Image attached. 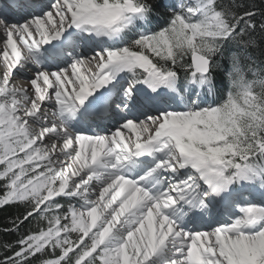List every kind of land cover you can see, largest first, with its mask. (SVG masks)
I'll list each match as a JSON object with an SVG mask.
<instances>
[{
  "label": "snow or ice",
  "instance_id": "6c2138e0",
  "mask_svg": "<svg viewBox=\"0 0 264 264\" xmlns=\"http://www.w3.org/2000/svg\"><path fill=\"white\" fill-rule=\"evenodd\" d=\"M12 208L0 264H264V4L0 0Z\"/></svg>",
  "mask_w": 264,
  "mask_h": 264
},
{
  "label": "trees",
  "instance_id": "16d2710c",
  "mask_svg": "<svg viewBox=\"0 0 264 264\" xmlns=\"http://www.w3.org/2000/svg\"><path fill=\"white\" fill-rule=\"evenodd\" d=\"M173 1L174 0H163V2L165 4L174 3ZM237 2L238 3H243L246 6L248 4V0H237ZM255 3H256V5L259 6V5L264 4V0H255ZM156 20L160 22L161 26H166L164 24V21H163V18L162 17H156ZM156 30H159V29H156ZM224 69H225V71L228 69V64L226 62L224 64ZM223 76H224V73L223 72H219V74H218L219 79H223ZM224 87L225 88L227 87L226 81L224 82ZM205 92H206V90H205ZM17 211L18 210L16 208H12L8 212H5L3 210H0V225L6 223L10 216H13L14 217L17 214ZM12 239H13L12 236H5V235L0 234V242H4V241L11 242Z\"/></svg>",
  "mask_w": 264,
  "mask_h": 264
},
{
  "label": "clouds",
  "instance_id": "9594fccd",
  "mask_svg": "<svg viewBox=\"0 0 264 264\" xmlns=\"http://www.w3.org/2000/svg\"><path fill=\"white\" fill-rule=\"evenodd\" d=\"M238 67L239 65L230 66V70L232 72V79H229L226 73V83L229 85V87L233 88L234 90H236V85L240 78V72L236 70Z\"/></svg>",
  "mask_w": 264,
  "mask_h": 264
},
{
  "label": "rangeland",
  "instance_id": "374dc122",
  "mask_svg": "<svg viewBox=\"0 0 264 264\" xmlns=\"http://www.w3.org/2000/svg\"><path fill=\"white\" fill-rule=\"evenodd\" d=\"M181 2V0H176L175 3L178 5V3ZM194 2V0H192ZM30 74V73H29Z\"/></svg>",
  "mask_w": 264,
  "mask_h": 264
},
{
  "label": "bare ground",
  "instance_id": "6f19581e",
  "mask_svg": "<svg viewBox=\"0 0 264 264\" xmlns=\"http://www.w3.org/2000/svg\"><path fill=\"white\" fill-rule=\"evenodd\" d=\"M27 75H30V74H27ZM23 78V76H21Z\"/></svg>",
  "mask_w": 264,
  "mask_h": 264
}]
</instances>
